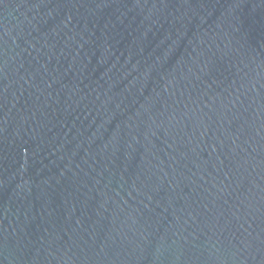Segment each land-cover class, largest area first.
<instances>
[{
    "label": "water",
    "instance_id": "95a60500",
    "mask_svg": "<svg viewBox=\"0 0 264 264\" xmlns=\"http://www.w3.org/2000/svg\"><path fill=\"white\" fill-rule=\"evenodd\" d=\"M0 264H264V0H0Z\"/></svg>",
    "mask_w": 264,
    "mask_h": 264
}]
</instances>
